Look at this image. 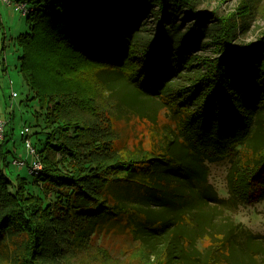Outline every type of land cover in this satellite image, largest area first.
<instances>
[{"label":"trees","instance_id":"trees-1","mask_svg":"<svg viewBox=\"0 0 264 264\" xmlns=\"http://www.w3.org/2000/svg\"><path fill=\"white\" fill-rule=\"evenodd\" d=\"M17 1L28 24L16 39L23 95L46 131L32 146L43 168L27 165L30 179L5 172L16 154L2 132L0 264H54L71 244L109 234L137 241L150 264H264V235L226 211L264 200V33L234 41L240 22L196 0ZM149 16L153 34L142 29ZM207 45L213 54L197 52ZM100 70L157 99L174 122L161 145L112 150L104 111L112 105L114 117L119 104ZM226 158L224 199L207 163Z\"/></svg>","mask_w":264,"mask_h":264},{"label":"rangeland","instance_id":"rangeland-1","mask_svg":"<svg viewBox=\"0 0 264 264\" xmlns=\"http://www.w3.org/2000/svg\"><path fill=\"white\" fill-rule=\"evenodd\" d=\"M10 1V4H7V0H0V120L3 121L0 139L3 130L6 131L9 136L8 149L14 150L16 158L24 159V165L19 167H14L8 162L5 172L11 179L16 175L27 176V179H30L27 165L32 166L35 156L26 152L24 139L27 138L33 146L36 138L42 137L45 133L46 127L43 114L34 115L33 105L36 100L31 98L32 93L28 92L26 98L23 95L27 88L18 68L20 49L16 39L19 33L28 29V24L25 16L12 7L13 3L18 1ZM195 7L207 12L215 10L218 15H230L231 20L240 22L241 26L234 41L243 43L255 41L264 33V0H196ZM156 22L152 16L145 18L141 22L142 29H145L144 33L153 34ZM211 47V45L200 47L197 52L209 56L213 54ZM98 74L105 82L110 97L119 104L113 114L114 117L109 110L112 105L104 111L105 117L113 122V131L116 135L111 144L112 150L130 151V149H148L151 146L161 145L166 139L165 136H168L173 129L174 122L168 118L165 111L160 109L157 99L137 94L132 86L114 71L100 70ZM103 90L105 91L104 88ZM11 91L16 93V98L11 97ZM95 91H97L95 94L101 97V89ZM107 96L105 92L102 100L108 101ZM99 106L103 107L104 104L100 102ZM131 111H137L138 114ZM155 113H157L156 119L152 121L153 118L150 116H154ZM263 120L264 111L256 122L260 126L261 135ZM25 127L27 131H24ZM259 138L260 134L256 136V139ZM36 158L42 169L43 165L38 153ZM12 159L14 158L10 161ZM232 159L226 158L207 163L208 181L219 198L230 197L229 184L234 165ZM32 189L35 187L33 186ZM226 211L233 220L244 224L252 233L264 235V200L239 202ZM206 242L203 240L202 243ZM149 257L151 255L145 253L137 241L131 240L129 236L109 234L92 239L83 246L77 247L71 244L62 256L54 261V264H150L152 259Z\"/></svg>","mask_w":264,"mask_h":264},{"label":"built area","instance_id":"built-area-1","mask_svg":"<svg viewBox=\"0 0 264 264\" xmlns=\"http://www.w3.org/2000/svg\"><path fill=\"white\" fill-rule=\"evenodd\" d=\"M10 0H7V4H10ZM12 7L15 9V10H18L22 15L24 14V12L26 11V9H25V4L24 3H22V2H20V1H18V2H14L13 3V5H12ZM14 96H16V93L14 92V91H11V97H14ZM2 126H3V121L2 120H0V130L2 129ZM28 129L25 127L24 128V131H27ZM24 142H25V145H26V152L28 153V154H30V155H32V156H35V158L33 159V163H32V166L34 167H32V166H30L31 167V170L32 171H34V172H36L37 170H39L40 169V164L38 163V160H37V158H36V156H37V153H36V151H35V149L31 146V144H30V141L27 139V138H25L24 139ZM26 153V154H27ZM10 163L14 166V167H19V166H22V165H24V159L23 158H14V159H12L11 161H10Z\"/></svg>","mask_w":264,"mask_h":264},{"label":"crops","instance_id":"crops-1","mask_svg":"<svg viewBox=\"0 0 264 264\" xmlns=\"http://www.w3.org/2000/svg\"><path fill=\"white\" fill-rule=\"evenodd\" d=\"M17 96V95H16ZM16 96H14L16 98Z\"/></svg>","mask_w":264,"mask_h":264}]
</instances>
